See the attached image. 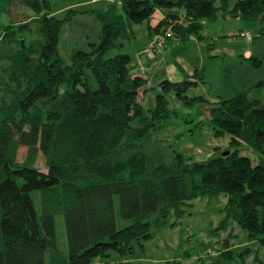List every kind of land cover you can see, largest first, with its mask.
<instances>
[{"label":"trees","instance_id":"obj_1","mask_svg":"<svg viewBox=\"0 0 264 264\" xmlns=\"http://www.w3.org/2000/svg\"><path fill=\"white\" fill-rule=\"evenodd\" d=\"M229 1L119 0L105 12L90 10L100 26L97 39L86 32L82 44L73 39L66 63L58 51L62 27L78 24L75 17L87 11L68 8L57 15L48 0H0V16L6 17L0 62H7L0 66V264H106L111 251L128 256L122 264H143L135 260L136 246L143 251L146 240L173 226L171 214L180 217L193 199L220 194L226 198L224 217L213 231L231 220L246 241L264 247V101L250 94L251 87H264V72L258 82L231 87L230 97L214 95L215 101L186 95L206 82L203 70L191 79L163 80L154 107L145 110L140 99L149 89L146 79L130 75L126 53L108 55L134 36L135 24H144L150 39L169 26L164 49L173 37L202 39V23L220 12L236 15L251 32L260 52L242 58L264 67V0H233L230 7ZM14 4L33 16L17 19ZM158 9L178 19L163 16L152 27ZM169 91L187 108L206 107L205 122L215 136L229 137L227 146L201 161L178 152L165 160L152 133L177 115L168 107ZM243 146L258 154L256 163L240 154ZM38 154L46 171L35 166ZM33 191L39 192L38 209ZM115 197L120 216L131 220L122 228L116 227ZM58 214L64 217L66 252L56 243ZM232 236L230 231L220 249L203 250L231 259ZM197 257L184 251L160 264L204 262Z\"/></svg>","mask_w":264,"mask_h":264},{"label":"rangeland","instance_id":"obj_2","mask_svg":"<svg viewBox=\"0 0 264 264\" xmlns=\"http://www.w3.org/2000/svg\"><path fill=\"white\" fill-rule=\"evenodd\" d=\"M48 1L53 11L76 2V0ZM118 1L110 0V3H118ZM232 3L233 0H230L228 3L229 7ZM98 4L84 5L78 9H100ZM11 9L17 16V19L33 16V12L26 6L14 4ZM160 10L158 9L153 16L156 17L157 12ZM62 13L63 11L57 13V15H62ZM5 22L6 17L0 16V23ZM99 28V23L96 20H90L86 25H79L74 21L63 26L58 44V51L63 60L66 63L70 62V46H73V39H78V41L80 39L79 44H82L85 40L80 36L86 32L89 38L95 40L99 34ZM66 29H69V31L66 37L63 38V32ZM132 29L134 36L125 40L122 46L110 50L108 55L126 53L130 56V63L135 62L140 64L137 56L138 50L144 48L141 56L147 55L146 58L149 57L148 51H146L147 47H143L145 42V28L143 24H135L132 26ZM244 32L245 29L236 15L228 14L223 16L219 12L215 21H204L202 23L201 34L203 38L195 39V41L199 42V52L201 51L202 54L189 45L193 42L187 40L182 42L183 45L188 46L189 50H191V57H197L198 60L203 58L205 66L210 69L208 74L204 76L205 79L208 80L211 76L214 77L211 81H208L209 83L207 85L200 82L198 86L190 87L186 91L187 96L201 95L209 100H211V97H215L214 95L227 98L233 95L231 87L240 88L243 85L246 87L263 78L264 67H259V69L254 68L252 64L254 62L253 60L249 61L242 58L245 50H250V53L256 54L260 52V49L255 43L253 44L251 40L246 39ZM211 42H214V47L208 48L207 44ZM6 64L7 62L5 61L0 62V66H5ZM137 70V68L135 70L132 69L130 75L136 74ZM159 91V87L154 84V87H151L141 97L140 101L145 110L154 107V98ZM250 94L263 100L264 87H251ZM165 97L168 107L173 109L177 115L170 120L167 126L152 133V138L158 140L157 144L160 145L161 150L166 154L165 160L169 159L171 153L178 152L186 157L192 158L194 161H201L213 154L215 147L218 146L224 149L227 146L229 137L225 134L215 136L212 127L205 122L207 116L206 107L204 108V106L200 105L194 108H187L176 98L172 91L167 92ZM197 121H202L203 124L196 126ZM240 154L251 158L253 163L257 162L258 154L250 147L246 146V148L241 149ZM19 156H22L21 153ZM35 166L40 170L46 171L44 159L41 154H38ZM31 197L36 209H38L39 192L33 191ZM224 200L225 195L223 194L210 198L202 196L193 199L191 205L187 207V210L182 216L175 217L171 214L168 217V221L170 223L173 222L174 225L162 228L154 237L146 240L143 251L136 246V259L141 258L143 264H160L161 261L177 257L184 251L189 252L194 257H197V255L204 256L209 253V251L203 250L204 247L212 245L216 250L220 249L221 242L232 231L233 236L230 238V242L233 245L231 248L235 254L231 259L220 258L222 264H264V247L262 244L258 241H246L245 231L235 222L229 220L225 229H220L216 232L213 231L224 217ZM114 205L116 227L122 228L129 225L131 220L123 219L119 214V201L117 197L114 199ZM54 224L57 246L66 252L67 241L64 217L62 214L54 216ZM126 258L128 256L111 251L110 255L104 259V262L106 264H122ZM203 261L206 262L207 260ZM194 262L196 264L197 260L195 259ZM213 264L219 263L215 262Z\"/></svg>","mask_w":264,"mask_h":264},{"label":"crops","instance_id":"obj_3","mask_svg":"<svg viewBox=\"0 0 264 264\" xmlns=\"http://www.w3.org/2000/svg\"><path fill=\"white\" fill-rule=\"evenodd\" d=\"M90 4H98L100 9L99 8L85 9L84 11H87L86 13L78 14L75 17V20L78 19L79 25H86L90 20H96L93 17V15L88 13L90 10H97V11L105 12L108 10L111 3H110V0H76L75 3L68 4L67 6L61 7L59 9H55L54 11L52 10V12L54 14H57V13H61L62 11L68 8L78 9L81 6L90 5ZM166 14H167L166 11H163V10L158 11L157 16L152 17V20L150 21V25L152 27L155 26L162 19V17L165 16ZM143 26L145 28V42H144L143 47L145 46L147 47L150 36L147 33V30L144 24ZM68 31L69 29H66L63 32V38L66 37ZM133 35H134V32H133ZM195 39L196 38H189L187 41L193 42L194 44L190 43L189 45H191V47H194L195 50L199 52L200 45L198 41H195ZM182 42H185V41L179 39L178 37L170 38L167 40L166 47L160 53H157L159 55L150 54L148 52L149 54L148 58H146L147 55L141 56V53L144 48L138 50L137 56L140 61V64H137L135 62L130 64L131 65L130 71L132 69L133 70H135L136 68L138 69L136 74L132 76L139 75V76L144 77L146 79V86L150 89L151 87H154V84L158 86V84L163 80L177 82L185 78L191 79L190 77L193 76V74L195 73V70H198V71L203 70L204 76L207 75L210 69L205 66L203 58L201 60H198L197 57H194V56L191 57V54H190L191 50H189L188 46L183 45ZM199 53L202 54L201 51ZM249 54H251L250 50H245L242 57L247 58L249 57ZM213 78L214 77L211 76L208 80H206V82H203V84L207 85L209 83L208 81H211ZM199 83H197L196 86H198ZM210 99L211 101L217 100L216 97H211ZM262 101H264V99ZM243 148H246V147L243 146L242 149ZM257 160H258V157H257ZM224 201H226V198ZM230 247H233V245H231V242H230ZM214 249L215 248L212 247L210 250L214 251ZM203 259L207 261L203 263L197 262L196 264H213L215 262L222 264V261H220L221 259L217 257L216 252H212V254H210L209 256L204 255ZM135 260L142 261L141 258H138ZM97 261H100V260H97ZM210 261L211 263H209Z\"/></svg>","mask_w":264,"mask_h":264},{"label":"built area","instance_id":"obj_4","mask_svg":"<svg viewBox=\"0 0 264 264\" xmlns=\"http://www.w3.org/2000/svg\"><path fill=\"white\" fill-rule=\"evenodd\" d=\"M171 35H172L171 28L167 26V28L165 29V33H157L150 39L147 47V51L149 53H153L155 51L162 50L165 42V36L167 37ZM244 36L246 37L247 40L252 39V34L249 31H245Z\"/></svg>","mask_w":264,"mask_h":264},{"label":"water","instance_id":"obj_5","mask_svg":"<svg viewBox=\"0 0 264 264\" xmlns=\"http://www.w3.org/2000/svg\"><path fill=\"white\" fill-rule=\"evenodd\" d=\"M167 18H169L170 20L174 21V20H177L178 19V15L174 14V13H167L165 15ZM263 17H264V14H263ZM227 151L223 152V154H226Z\"/></svg>","mask_w":264,"mask_h":264},{"label":"bare ground","instance_id":"obj_6","mask_svg":"<svg viewBox=\"0 0 264 264\" xmlns=\"http://www.w3.org/2000/svg\"><path fill=\"white\" fill-rule=\"evenodd\" d=\"M187 39H188V37H187ZM173 41V40H172Z\"/></svg>","mask_w":264,"mask_h":264}]
</instances>
